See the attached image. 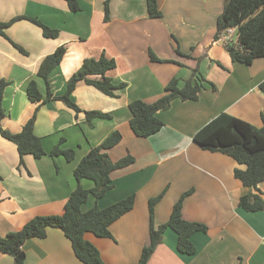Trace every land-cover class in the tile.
I'll list each match as a JSON object with an SVG mask.
<instances>
[{
	"label": "crops",
	"instance_id": "obj_1",
	"mask_svg": "<svg viewBox=\"0 0 264 264\" xmlns=\"http://www.w3.org/2000/svg\"><path fill=\"white\" fill-rule=\"evenodd\" d=\"M78 2L80 10L72 11L66 0H0V22L26 17L0 34V82L6 84L0 126L18 133L35 115L34 130L47 151L41 158L20 157L16 142L0 136V235L22 229L38 215L62 214L78 185L74 170L80 160L119 131L121 141L106 152L113 161L131 154L134 162L114 169L110 174L113 187L100 199L90 196L83 205V210L96 204L106 207L135 194L134 207L111 224V237L85 234L106 264L138 262L150 241L149 200L162 192L155 206L156 225L167 222L174 204L188 193L184 218L205 223L208 230L192 235L197 251L188 255L178 251V234L168 227L147 264H264V210L247 211L239 205L250 188L234 171L245 166L194 140L196 132L222 112L257 126L263 123L264 57L251 65L232 60L226 44L237 41L233 36L237 28L215 38L225 0H158L162 16L157 18L149 15L147 0H110L108 21L105 0ZM29 17L57 29L58 36H44L43 28ZM62 45L66 54L50 74L53 95L66 91L69 78L86 58H99L103 52L116 61L107 75L125 86L117 90V96H110L79 81L72 93L82 109L79 112L62 100L32 102L29 83L36 80L46 96L39 65ZM151 52L173 61H152ZM194 69L217 89L206 82L199 99H174L169 109L158 111L164 122L159 132L136 135L130 125V102L157 100L173 77L178 76L183 85ZM86 111L111 117L89 121ZM59 143L75 151L72 160L50 154ZM81 184L90 188L94 182L83 179ZM252 190L264 199V181ZM23 249L25 264H85L57 227H48L43 238L26 240ZM0 264H15V258L0 251Z\"/></svg>",
	"mask_w": 264,
	"mask_h": 264
},
{
	"label": "trees",
	"instance_id": "obj_2",
	"mask_svg": "<svg viewBox=\"0 0 264 264\" xmlns=\"http://www.w3.org/2000/svg\"><path fill=\"white\" fill-rule=\"evenodd\" d=\"M72 11H79L78 0H66ZM148 11L151 17L162 16L158 0H147ZM110 0H105V20H109ZM26 18L17 16L10 21L0 22V34L5 35V29L16 20ZM30 20L43 28L46 37L58 36V30L45 25L34 17ZM230 28H237L238 39L226 44L227 50L234 62L251 65L255 59L264 57V0H225L222 13L217 20L216 39ZM22 51L23 48L17 45ZM66 54V46H59L53 53L47 55L40 63L38 77L47 85V94L44 96L39 90L36 80L28 85V96L32 102H46L51 99L62 100L76 112L82 109L72 99V93L79 81L97 87L110 96H117V90L125 86L123 82H115L107 75L116 67L114 58L108 57L104 52L99 58L89 57L83 61L82 66L69 78L66 91L61 95H53L50 85L51 72L62 62ZM152 61L170 62L163 60L151 52ZM219 65L222 66L220 62ZM209 83L214 90L217 89L214 82L208 81L197 69L193 75L182 85L178 76L173 77L165 86V93L157 100L147 102L134 100L130 102V125L136 135L149 137L159 132L164 126L162 119L158 117V111L169 109L176 98L182 100H197L205 84ZM5 81L0 82V121L5 113L2 108L3 90ZM260 89L264 92V81L260 83ZM88 120L94 117L110 118L111 114L100 111H86ZM261 126L254 125L240 117L228 112H222L194 135V140L204 149L220 151L234 158L238 164L245 168L236 167L234 174L244 186L250 188L242 195L239 205L247 211L264 210V199L261 194L252 189H258V185L264 181V113ZM35 115L29 119L18 133H13L0 126V136L16 142L20 157L32 154L35 158H41L45 150L42 138L35 133ZM122 139L119 131L111 133L101 144L92 147L80 160L74 170L78 181L76 189L67 200L62 214L38 215L28 221L22 229L10 232L7 236L0 235V251L10 254L15 258V264H25V252L23 244L34 237L43 238L47 235L48 227H57L64 231L71 241L76 256L85 264H106L100 250L96 245L85 238L87 232L100 237H111V224L123 214L131 210L136 201L135 194L128 195L106 207L94 205L88 210H83V205L90 196L100 199L113 187L111 172L114 169L125 167L134 162V156L128 154L117 161H113L106 150L118 144ZM57 144L51 150L52 156L63 154L68 160L75 156L73 149H64ZM83 179L94 182L90 188L81 184ZM162 192L149 200L150 211V241L140 254L136 264H147L158 243L161 242L164 231L170 227L178 234L177 248L180 253L194 254L197 251L191 240L197 232H207L208 226L198 221H190L183 216L184 193L174 204L170 218L167 222L156 225L155 206L162 198Z\"/></svg>",
	"mask_w": 264,
	"mask_h": 264
},
{
	"label": "rangeland",
	"instance_id": "obj_3",
	"mask_svg": "<svg viewBox=\"0 0 264 264\" xmlns=\"http://www.w3.org/2000/svg\"><path fill=\"white\" fill-rule=\"evenodd\" d=\"M233 36H234V38L236 39V38L238 37V34H237V33H235Z\"/></svg>",
	"mask_w": 264,
	"mask_h": 264
}]
</instances>
